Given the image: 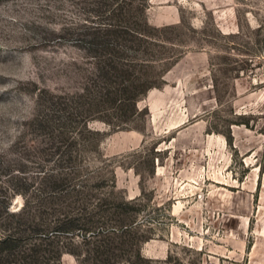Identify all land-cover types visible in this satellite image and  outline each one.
I'll list each match as a JSON object with an SVG mask.
<instances>
[{"label":"rangeland","instance_id":"obj_1","mask_svg":"<svg viewBox=\"0 0 264 264\" xmlns=\"http://www.w3.org/2000/svg\"><path fill=\"white\" fill-rule=\"evenodd\" d=\"M143 3L0 0L11 264H264V0Z\"/></svg>","mask_w":264,"mask_h":264},{"label":"trees","instance_id":"obj_2","mask_svg":"<svg viewBox=\"0 0 264 264\" xmlns=\"http://www.w3.org/2000/svg\"><path fill=\"white\" fill-rule=\"evenodd\" d=\"M144 0H140V4L144 5ZM105 28L108 29V26L105 25ZM18 241V237L13 234H6L3 236H0V264H11L9 261V250L13 248ZM109 248H105L103 250H100V252H103L104 254L111 255L109 252ZM137 253H140V249L137 250Z\"/></svg>","mask_w":264,"mask_h":264}]
</instances>
